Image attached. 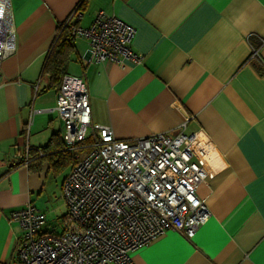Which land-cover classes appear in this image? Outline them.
<instances>
[{
  "label": "crops",
  "instance_id": "1",
  "mask_svg": "<svg viewBox=\"0 0 264 264\" xmlns=\"http://www.w3.org/2000/svg\"><path fill=\"white\" fill-rule=\"evenodd\" d=\"M76 7L81 15L70 18ZM11 8L16 50L0 71V264L23 234L12 209L33 203L48 229L66 213L73 155L60 137L58 86L42 69L58 24L69 17L86 27L99 9L136 28L131 45L144 58L93 62L88 40L74 37L65 73L86 79L92 122L135 139L173 134L185 121L192 160L206 171L196 194L208 219L191 238L169 229L151 239L134 264H264V64L251 57L264 39V0H11ZM259 54L264 61V44Z\"/></svg>",
  "mask_w": 264,
  "mask_h": 264
},
{
  "label": "built area",
  "instance_id": "2",
  "mask_svg": "<svg viewBox=\"0 0 264 264\" xmlns=\"http://www.w3.org/2000/svg\"><path fill=\"white\" fill-rule=\"evenodd\" d=\"M80 15L76 7L70 18ZM71 33L88 40L93 62L144 58L131 45L136 28L114 13L99 9L90 25L74 24ZM261 41L251 57L264 64ZM15 50L11 0H0V71ZM55 109L64 148L73 155L61 188L67 210L54 233L42 231L44 215L33 203L12 209L9 218L23 234L10 264H134L132 253L151 239L169 229L191 238L208 219L196 194L206 171L192 160L195 133H185V121L173 134L118 138L110 126L92 122L86 79L69 73L62 75Z\"/></svg>",
  "mask_w": 264,
  "mask_h": 264
},
{
  "label": "trees",
  "instance_id": "3",
  "mask_svg": "<svg viewBox=\"0 0 264 264\" xmlns=\"http://www.w3.org/2000/svg\"><path fill=\"white\" fill-rule=\"evenodd\" d=\"M72 25L74 24H58V33L45 59L42 74L48 76L51 85L59 87L62 75L67 72L70 56L74 52Z\"/></svg>",
  "mask_w": 264,
  "mask_h": 264
},
{
  "label": "rangeland",
  "instance_id": "4",
  "mask_svg": "<svg viewBox=\"0 0 264 264\" xmlns=\"http://www.w3.org/2000/svg\"><path fill=\"white\" fill-rule=\"evenodd\" d=\"M61 217H62V216H61ZM61 217H60V218H61ZM60 218H59V219H60ZM59 219H55V221L52 223V224H53V227H50V229H48V228L46 227V225L43 224V226L41 227V228H42V231H43V232H50L49 230H55V227H56V226H57V227H58V226L60 227ZM52 224H51V225H52ZM51 228H52V229H51ZM53 228H54V229H53Z\"/></svg>",
  "mask_w": 264,
  "mask_h": 264
}]
</instances>
